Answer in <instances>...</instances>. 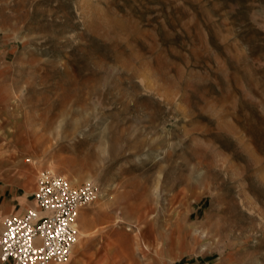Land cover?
Returning a JSON list of instances; mask_svg holds the SVG:
<instances>
[{"label":"rangeland","instance_id":"rangeland-1","mask_svg":"<svg viewBox=\"0 0 264 264\" xmlns=\"http://www.w3.org/2000/svg\"><path fill=\"white\" fill-rule=\"evenodd\" d=\"M44 172L65 264H264V0H0V211Z\"/></svg>","mask_w":264,"mask_h":264},{"label":"built area","instance_id":"built-area-1","mask_svg":"<svg viewBox=\"0 0 264 264\" xmlns=\"http://www.w3.org/2000/svg\"><path fill=\"white\" fill-rule=\"evenodd\" d=\"M96 196L93 183L75 186L64 176L42 173L35 207L3 221L0 263L65 264L78 241L79 214Z\"/></svg>","mask_w":264,"mask_h":264},{"label":"crops","instance_id":"crops-1","mask_svg":"<svg viewBox=\"0 0 264 264\" xmlns=\"http://www.w3.org/2000/svg\"><path fill=\"white\" fill-rule=\"evenodd\" d=\"M7 190H8L7 188H4V193L7 192ZM11 199H12L13 203L18 202L19 208H16L14 206V204L13 205H10V204L7 205L3 210L0 211V215L3 218V221L6 217H8L10 215L19 214L28 208H34L35 207L34 199H33V201H28L27 196H25V195H14L11 197ZM30 204H32V205H30Z\"/></svg>","mask_w":264,"mask_h":264},{"label":"bare ground","instance_id":"bare-ground-1","mask_svg":"<svg viewBox=\"0 0 264 264\" xmlns=\"http://www.w3.org/2000/svg\"><path fill=\"white\" fill-rule=\"evenodd\" d=\"M158 154V153H157ZM156 155V154H155ZM78 238H79V236H78Z\"/></svg>","mask_w":264,"mask_h":264}]
</instances>
